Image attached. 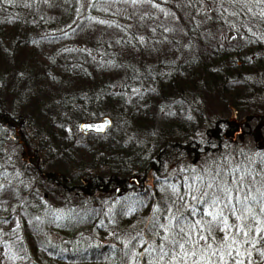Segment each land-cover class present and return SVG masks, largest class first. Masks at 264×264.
<instances>
[{
    "label": "trees",
    "instance_id": "16d2710c",
    "mask_svg": "<svg viewBox=\"0 0 264 264\" xmlns=\"http://www.w3.org/2000/svg\"><path fill=\"white\" fill-rule=\"evenodd\" d=\"M117 1L18 0L17 14L0 20V129L20 161L8 177V152L0 155V176H7L0 264H147L151 242L157 255L170 253V264L191 252L200 264L199 251L215 239L227 253L218 264H264V168L226 134L241 124L260 129L264 140V0H166L184 32L173 63L154 68L123 57L138 41L109 20L116 3L130 0ZM202 6L211 17L205 24L198 21ZM28 54L43 61L22 73ZM44 76L59 95L49 96ZM107 108L124 114V124L112 120L104 133L79 130L80 121ZM229 108L243 112L242 120L231 119ZM39 133L44 144L35 146ZM200 158L213 168V191L204 177L202 199L180 192L156 204L158 190L150 193L146 177L156 184ZM234 166L246 167L247 179L236 177ZM39 187L65 210L62 219L52 218L58 207L44 204ZM118 189L134 193V208L110 201ZM110 216L116 228L102 230Z\"/></svg>",
    "mask_w": 264,
    "mask_h": 264
},
{
    "label": "rangeland",
    "instance_id": "374dc122",
    "mask_svg": "<svg viewBox=\"0 0 264 264\" xmlns=\"http://www.w3.org/2000/svg\"><path fill=\"white\" fill-rule=\"evenodd\" d=\"M18 0H6L4 3V6H1L0 4V20L9 18L10 14L9 11H13V14H17L16 10L14 9V4L17 5ZM156 0L152 3H147L146 1L140 2V0H130L129 2H123V3H116V6L112 7V11H110V18L109 20L112 22L113 26L115 27H125L129 30H131L132 33L135 35V39L138 41V44L131 45L129 49L123 50V57L126 58L129 61H135L134 63L138 65L140 61L144 62L146 67L151 68L157 64H162L163 66H167L173 63L172 54L175 51L176 44L182 43V39L179 37V34L184 32L180 26L179 21L176 13L170 8L169 4H167V0ZM116 2H118L116 0ZM13 7V8H12ZM199 14L202 15L198 21L205 24V21L210 20V15H208V11L205 7H201L199 9ZM228 24L229 22L226 21ZM219 27V25L217 26ZM216 27V28H217ZM216 28L208 27L206 28V31L209 33L214 32ZM218 29V28H217ZM34 33L37 35H44L47 32L46 31H40L37 30ZM132 33L127 34L126 38H129L132 36ZM222 33V32H221ZM115 36V35H113ZM234 36L233 31L229 32L228 37ZM116 37V36H115ZM223 38V36H220ZM113 39V38H112ZM132 40L127 41L128 45L130 46ZM119 47V46H118ZM29 56L25 58L23 64L21 65V71L24 73V71H29L28 69L33 68V60H36L38 63L41 64V61H43V57L41 55L38 56H32L28 54ZM96 57V55H95ZM97 58V57H96ZM35 67L37 64H34ZM43 65V64H42ZM102 67L108 66V63L105 61H102ZM36 68H33L32 71L34 72ZM44 76L43 78H40V82H43V86H47L49 91V96L56 97L57 95V88L56 83L55 84H48L46 80H48V77ZM84 96V95H83ZM82 97V96H81ZM85 97H88V95H85ZM50 103H54L57 107V111L61 115L64 113V111L60 110V99H54L50 101ZM114 109V108H113ZM110 108H107L105 110H102L97 118H100L103 115H108L112 118L113 123L118 122V124H124L126 121V116L124 114H121L117 112L116 110H113ZM231 109V108H229ZM230 118L233 120H242L244 113L243 112H237L234 109H231L227 111ZM94 116V112H89L88 117ZM58 116L55 114L54 117ZM65 116V115H64ZM34 121V118L30 119ZM83 121V120H82ZM70 122V121H69ZM81 122V121H80ZM79 122V123H80ZM78 123V126H79ZM70 128V124L67 126ZM79 128V127H78ZM34 128L31 130L33 132ZM80 130V128H79ZM259 130V131H258ZM225 128L222 129V134L224 133ZM261 130L250 128L248 129L247 125H236L234 130H232L227 134V137L229 139H232L237 147L243 148V147H249L252 154L255 156L254 158L257 159L255 161V168L262 169L264 168V140L261 139ZM225 134V135H226ZM43 139L39 134L35 135V146H40L44 144L42 142ZM260 139V140H258ZM9 135L2 129H0V155L4 151V153L8 152V156L6 160L3 161L8 162L5 163V172L8 174V177H11L12 174H14V169L18 166L19 160H15V152L10 148V142H9ZM42 142V143H41ZM46 152V149L45 151ZM42 152V153H43ZM39 158L43 157V154H39ZM260 156V157H258ZM1 159V156H0ZM11 161V163H9ZM259 167V168H258ZM233 174L236 175L239 179L245 178L247 179L248 172L247 168H240L238 166H234L233 168ZM174 171V170H173ZM171 172V174L165 178L164 180H161L160 182H154L152 181V178L146 177L144 185L147 186L151 193V188L155 186L158 190V193H155L156 199L154 202L156 204L164 203L165 200H169L170 196L176 197L180 192L181 193H187V195L191 194L192 192L196 193L199 192L200 199H202V193H200V187L201 183L203 181L204 177H209L211 191H213V180H214V171L211 166L210 161L206 159H197L192 160L189 162H185L182 164L178 169L177 172ZM225 175V171H223ZM7 176L2 175L0 176V188L2 186V183L4 180H6ZM134 181L137 182L136 177H132ZM33 180V179H30ZM32 183V182H31ZM34 183V182H33ZM146 188V189H147ZM205 192H210L209 189H205ZM39 193L43 196L44 204L48 207H58V202L54 198H51V195H48L46 192H44L43 187H39ZM115 197H111L110 201H113V203H117L119 206L126 207L125 205H128L130 207L134 208L135 200L132 197L134 195L133 192L130 193H123L121 190L114 191ZM102 195V194H101ZM100 193L95 194L94 198L99 199L101 198ZM112 195V194H111ZM192 200L195 198L190 197ZM103 202V201H102ZM57 205V206H56ZM129 207V209H130ZM155 209V215L157 216V207H153ZM132 209V208H131ZM109 210L111 212L113 211V208L110 207ZM65 210L58 207V210H56L55 216L52 218H55L56 221L63 218V213ZM127 212V211H126ZM131 214V213H129ZM105 219H108V216H105ZM51 220V218H50ZM49 220V221H50ZM107 223L110 227H100L103 229H109L113 230L116 228V225L113 224V218L110 216L109 220H107ZM143 223V222H142ZM107 226V224H106ZM139 226V225H138ZM51 228V227H50ZM188 229H192L191 236L192 238H195L198 235V231L195 230L192 227H188ZM156 231V228L154 229ZM153 231V237L152 239H155L157 237V233ZM59 235V234H58ZM95 235V234H94ZM53 236L56 237L57 233L53 232ZM151 246H153L152 253L154 256L150 259L149 263L147 264H170L171 261L168 260L169 252H161L160 255H157V243L151 242ZM155 246V247H154ZM147 248V247H146ZM226 245L224 244L223 240L215 239L214 241H211L210 243V250H201L199 251V259L200 264H218L220 262L225 263L224 261L227 253H225ZM145 255L148 254V249H145ZM188 254V253H187ZM195 253L191 252L189 259H182L184 262L180 264H195L197 262H194ZM188 258V257H186ZM221 260H218V259ZM181 261V260H180Z\"/></svg>",
    "mask_w": 264,
    "mask_h": 264
},
{
    "label": "water",
    "instance_id": "95a60500",
    "mask_svg": "<svg viewBox=\"0 0 264 264\" xmlns=\"http://www.w3.org/2000/svg\"><path fill=\"white\" fill-rule=\"evenodd\" d=\"M112 125V118L108 115H103L98 119H87L79 123L80 131L83 134L88 132L104 133Z\"/></svg>",
    "mask_w": 264,
    "mask_h": 264
}]
</instances>
